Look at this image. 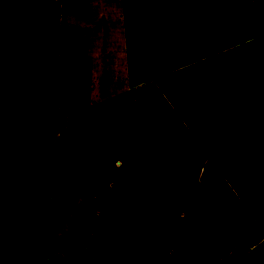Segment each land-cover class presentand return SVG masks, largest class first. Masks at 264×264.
I'll use <instances>...</instances> for the list:
<instances>
[{
	"label": "rangeland",
	"instance_id": "1",
	"mask_svg": "<svg viewBox=\"0 0 264 264\" xmlns=\"http://www.w3.org/2000/svg\"><path fill=\"white\" fill-rule=\"evenodd\" d=\"M56 100L32 115L29 141L53 146L52 192L35 222L48 264H236L263 237L229 224L200 186L178 111L148 121L129 89L264 33V0H59ZM254 10H253V9ZM187 31L147 47L146 27ZM48 57L0 0V80L38 76ZM9 90V85L5 87ZM0 110V173L13 130Z\"/></svg>",
	"mask_w": 264,
	"mask_h": 264
},
{
	"label": "trees",
	"instance_id": "2",
	"mask_svg": "<svg viewBox=\"0 0 264 264\" xmlns=\"http://www.w3.org/2000/svg\"><path fill=\"white\" fill-rule=\"evenodd\" d=\"M22 22L48 57L38 76L0 80V110L14 128L0 173V264H48L49 234L36 225L52 192L53 146L29 141L33 113L56 100L59 0H17ZM262 6L253 8L264 15ZM146 27L147 47L187 31ZM9 85V90L5 87ZM146 119L175 108L184 140L201 166L199 183L229 224L258 223L264 233V33L129 89ZM264 264V237L243 261Z\"/></svg>",
	"mask_w": 264,
	"mask_h": 264
},
{
	"label": "crops",
	"instance_id": "3",
	"mask_svg": "<svg viewBox=\"0 0 264 264\" xmlns=\"http://www.w3.org/2000/svg\"><path fill=\"white\" fill-rule=\"evenodd\" d=\"M253 9V8H252ZM254 10V9H253ZM256 12V10H254ZM257 13V12H256ZM258 14V13H257ZM259 15V14H258ZM225 50V49H224Z\"/></svg>",
	"mask_w": 264,
	"mask_h": 264
}]
</instances>
